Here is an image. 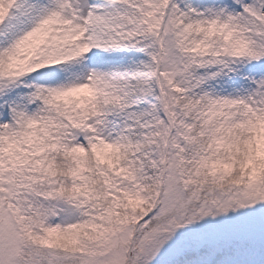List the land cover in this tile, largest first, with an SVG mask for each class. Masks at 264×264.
<instances>
[{
    "label": "snow or ice",
    "instance_id": "6c2138e0",
    "mask_svg": "<svg viewBox=\"0 0 264 264\" xmlns=\"http://www.w3.org/2000/svg\"><path fill=\"white\" fill-rule=\"evenodd\" d=\"M0 264H264V0H0Z\"/></svg>",
    "mask_w": 264,
    "mask_h": 264
}]
</instances>
